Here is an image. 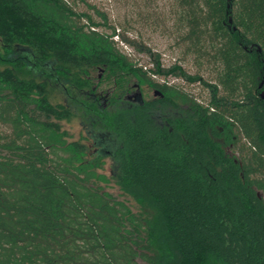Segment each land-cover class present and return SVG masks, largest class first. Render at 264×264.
<instances>
[{"label":"trees","instance_id":"16d2710c","mask_svg":"<svg viewBox=\"0 0 264 264\" xmlns=\"http://www.w3.org/2000/svg\"><path fill=\"white\" fill-rule=\"evenodd\" d=\"M166 6L194 73L86 0H0V264H264V0ZM51 83L98 130L96 156ZM142 86L153 98L130 100ZM104 157L138 211L105 190Z\"/></svg>","mask_w":264,"mask_h":264},{"label":"rangeland","instance_id":"374dc122","mask_svg":"<svg viewBox=\"0 0 264 264\" xmlns=\"http://www.w3.org/2000/svg\"><path fill=\"white\" fill-rule=\"evenodd\" d=\"M88 4L92 6H96L100 11L104 12L111 25L117 26L122 32L130 38H140L141 41L148 44L154 52H157L161 56V63L163 67H168L174 64L175 62L182 61V65L184 68L194 73L196 71L195 66L192 64L191 60L184 59L181 51L177 48H174V40L172 37H169L166 30L164 29L165 22L162 20H166V11L168 6H166L167 0H154L152 6L148 7V9H152L154 12H146L145 6L142 4V7L136 6L133 3V0H86ZM78 8L81 11L88 10V7L79 3ZM142 10V12H139ZM96 21L102 22V19L94 13V10L88 11ZM130 29V31H126ZM116 41L118 37L114 38ZM119 46L122 50L128 54L133 55L139 59L140 64L145 65L147 68L152 67V57L147 56L145 54L138 53L132 47L119 43ZM0 52L2 53V49L0 48ZM6 63L4 60H0V70H2ZM99 70L93 72L92 76L94 78V82L97 83L99 77ZM159 81H170L177 82L178 80H172V78L166 77H156ZM107 86L101 85L99 89L106 88ZM193 90L199 92L201 88L197 85ZM140 92L142 94L143 99L153 98L154 92L146 86H142L140 88H135L131 95ZM88 93V91H87ZM49 95L52 103L54 104H66L70 105L71 109L76 112V116L70 122H62V127L66 130L69 135V141H79L86 144L89 155L94 157L96 156V151L101 150V146H96L93 134H97V129H92L89 125V117H84L82 111H78V108L73 104L74 101L70 100L65 92L54 83L50 84L49 87ZM89 95V93H88ZM85 100H89L87 97ZM99 173L104 175L109 183L105 184V190L110 194L114 195L121 201L126 202L133 211H138V204L131 198L123 195L119 187L114 183L112 177L115 173L114 163L110 157H104L101 159Z\"/></svg>","mask_w":264,"mask_h":264},{"label":"flooded vegetation","instance_id":"af4514ba","mask_svg":"<svg viewBox=\"0 0 264 264\" xmlns=\"http://www.w3.org/2000/svg\"><path fill=\"white\" fill-rule=\"evenodd\" d=\"M130 100H133V101H138V100H141L143 99L142 97V94L140 92L132 95L131 97H129Z\"/></svg>","mask_w":264,"mask_h":264}]
</instances>
